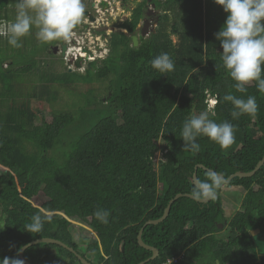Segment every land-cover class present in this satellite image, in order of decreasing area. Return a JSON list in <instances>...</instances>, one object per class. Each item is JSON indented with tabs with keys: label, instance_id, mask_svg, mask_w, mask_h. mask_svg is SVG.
I'll return each mask as SVG.
<instances>
[{
	"label": "trees",
	"instance_id": "16d2710c",
	"mask_svg": "<svg viewBox=\"0 0 264 264\" xmlns=\"http://www.w3.org/2000/svg\"><path fill=\"white\" fill-rule=\"evenodd\" d=\"M153 2L159 12L154 31L133 45L131 35L143 17L140 4L119 26L126 31H112L106 55L89 61L84 73L55 71V62L46 63V48L63 41L41 50L25 36L29 48L21 50L0 36V259L17 256L34 239L52 237L93 264H137L152 254L137 241L140 228L159 218L175 194H191L195 165L228 177L251 171L264 156V93L255 82L246 86L245 98L256 96L259 107L238 120L230 115L231 103L223 101L229 92L241 94L232 87L215 37L227 15L222 6L214 0ZM8 3L0 0V27L14 19ZM161 53L174 61V70L164 75L150 64ZM34 73L38 81L30 79ZM60 89L77 90L83 103L75 111L42 113ZM207 94L217 100L211 108ZM32 101L39 107L33 109ZM206 109L217 123L236 126L235 143L221 149L202 136L199 152L184 150V120ZM196 173L203 180L210 172ZM228 186L243 194L229 219L220 195L207 203L182 196L163 221L147 225L142 240L158 256L146 264L171 257H180L172 264H264V246L256 242L264 240V164ZM40 207L50 211L51 220L39 234L27 232ZM97 209L110 213L107 224L95 217ZM227 220L226 237L217 236ZM74 225L87 236L75 239ZM255 229L256 237L250 233ZM24 258L31 264H81L54 243L32 245Z\"/></svg>",
	"mask_w": 264,
	"mask_h": 264
},
{
	"label": "clouds",
	"instance_id": "9594fccd",
	"mask_svg": "<svg viewBox=\"0 0 264 264\" xmlns=\"http://www.w3.org/2000/svg\"><path fill=\"white\" fill-rule=\"evenodd\" d=\"M222 6L227 14L221 29L215 33L222 48L221 60L228 76L234 83L232 87L236 95L229 92L223 96V101L230 102L233 120L241 116H254L258 111L256 96L245 95L247 85L255 82L259 93H264V0H214ZM15 17L6 23L0 36L7 38V43L13 48L22 47L21 39L35 29V36L42 44L71 41L73 30L81 22L85 13L82 0H16ZM151 67L162 75L174 70V61L168 53H161L150 61ZM216 97L207 94L206 103L209 108L216 104ZM215 113L204 110L192 114L185 119L180 131L183 149L199 152V137H207L221 149H228L235 143L236 126L230 121L217 123L210 116ZM226 178L209 173L203 180H197L191 194L196 201L217 199L218 190L225 184ZM95 217L103 224H107L110 213L105 209H97ZM51 220L48 209L40 207L31 216L25 230L39 234L45 221ZM17 256L3 257L0 264H25L24 259Z\"/></svg>",
	"mask_w": 264,
	"mask_h": 264
},
{
	"label": "rangeland",
	"instance_id": "374dc122",
	"mask_svg": "<svg viewBox=\"0 0 264 264\" xmlns=\"http://www.w3.org/2000/svg\"><path fill=\"white\" fill-rule=\"evenodd\" d=\"M82 2L85 4V9H88L92 15L93 9H91L90 6L93 3L92 5L96 6L99 14L96 15L97 18L94 21H90L88 17H84L83 15L81 22L73 30L71 41L67 43L63 42L67 45V51L64 55H61L59 53V48L63 43L57 42L56 44H54L58 47V50H56V52L51 51V47H49V49L46 48L44 53L45 60H47L46 63L50 64L51 62H55V71H61L62 68L67 67L71 71L84 73L89 61H93L95 58V60L99 61L101 58H103L108 51L107 37L108 34H110L109 32L118 31L119 23L130 17L131 8L135 7V0L132 3L128 0H122V3L119 0H82ZM100 2H110L108 9H100L98 7V3ZM15 3L16 0H10V3H8V14L12 16V18L15 17ZM7 22L9 21L3 20L0 31L5 29ZM121 30L124 31V29ZM143 34H146V32H144ZM27 36V39L31 40L32 46L33 43H35V45H37V47L42 50L44 44L40 43L37 40L35 36V29H33ZM1 39L2 41H4L6 37L2 36ZM172 39L175 40V37L172 36ZM21 44V50L29 48L24 43L23 38L21 39ZM78 58H81V61L80 65L76 66L74 61ZM6 65L7 63L4 64V67ZM30 79L36 80L37 73L32 74L30 76ZM28 83L30 84L29 81L27 82V84ZM99 89L101 90V88ZM74 90L60 89L58 98L54 100V102L48 104L46 103V105L42 107L41 112L46 114L51 110L57 109L71 111L77 110L78 105H81L84 100L82 99V96H80L79 92L77 90ZM31 106L33 109L39 107L36 101H32ZM218 195H220L224 216L229 219L242 204L243 194L241 192V188L237 186H228V184H225L220 190H218ZM218 228L219 230L216 232L217 236L225 238L228 233V228H226L225 224H219ZM71 230L75 239L78 236L83 237L84 234L85 236H87L86 232H82L81 228L76 225L72 226ZM259 232H255L254 237H256ZM256 242L259 246H264L263 239L256 238Z\"/></svg>",
	"mask_w": 264,
	"mask_h": 264
},
{
	"label": "water",
	"instance_id": "95a60500",
	"mask_svg": "<svg viewBox=\"0 0 264 264\" xmlns=\"http://www.w3.org/2000/svg\"><path fill=\"white\" fill-rule=\"evenodd\" d=\"M142 34H143V32H142ZM131 39H132V43H133V45L136 46V45L138 44V36H137V34L132 35V36H131ZM53 48H54V49H53L54 51L57 50V46H56V47H53ZM65 50H66V44H62V45H61V48H60V53H61L62 55H64V54H65ZM80 61H81V58L76 59V60L74 61L75 65H76V66H79V65H80ZM263 164H264V156H263V157L257 162V164L255 165V167H254L251 171H249V172H244V171H241V170H240V171H236V172L232 173V174L229 175L228 177H224L223 174L218 173V172H215V171H213L212 169H209V168H207L206 166H204L203 164H200V163H199V164L195 165V167H194V172H193V175H192V182H193V184H194V183L198 180V178H197V173H196L198 168H202V169H204V170H206V171H208V172H210V173H216L217 175L226 178V180H227L226 184H228L229 181H230L232 178H234V177H240V178H241V177L252 176V175H253V174H254V173L260 168V166H262ZM182 196H185V197H188V198L193 199L192 194H190V193H177V194H175V195H174V196L168 201V203H167V205H166V207H165V209H164V211H163V214H162L159 218H157V219H149V220L145 221V223H144V224L142 225V227L140 228V230H139V232H138V235H137V241H138L139 245H141L142 247H144V248L147 249V250H150V251L152 252V254H151L150 257H148V258H146V259L140 261V262L137 263V264H146L148 261L153 260V259H155V258L158 256V250H157L155 247L150 246V245H147V244H145V243L143 242V240H142V232H143L144 228H145L147 225H149V224H157V223L163 221V220L167 217V215L169 214V210H170L171 205H172V204H173V203H174L179 197H182ZM193 200H194V199H193ZM195 201H196V200H195ZM209 201H210V200H209ZM209 201H196V202H199V203H207V202H209ZM255 232H259V229H256L255 231L252 230L250 233H251V235H255ZM40 242H43V243H54V244H58V245H60V246H62V247H64V248L68 249L69 251H71V252L77 257V259L80 261L81 264H93L92 262H90V261H88L87 259H85L81 254H79L74 248L68 246L66 243L62 242L61 240H58V239H56V238H52V237H41V238H37V239H34V240H32V241H30V242H28V243L22 245V246L20 247V249H23V251L20 252V254H19V258H20V259H24L26 264H31L29 261H27V260L24 258V251H25L28 247H30V246H32V245H35V244H37V243H40Z\"/></svg>",
	"mask_w": 264,
	"mask_h": 264
},
{
	"label": "flooded vegetation",
	"instance_id": "af4514ba",
	"mask_svg": "<svg viewBox=\"0 0 264 264\" xmlns=\"http://www.w3.org/2000/svg\"><path fill=\"white\" fill-rule=\"evenodd\" d=\"M119 1H121V3H122V0H119ZM124 1V0H123ZM125 1H127V0H125ZM128 1H130L131 3L132 2H134V0H128ZM154 0H135V7H137V6H139L140 4L142 5V9H143V11H142V13H143V17L141 18V20H140V22H139V24L137 25V32L135 33V34H137V36H138V41H139V37H146V36H148L151 32H153L154 31V29H155V27L157 26V23H158V16H159V12H158V9L156 8V6H155V3L153 2ZM105 2V1H104ZM109 3L110 2H106V3H98L99 5H98V7L100 8V9H104V10H107L108 9V7H109ZM93 4V3H92ZM91 4V6H90V8L91 9H93V15L90 13V11L88 10V9H85V13H84V17H88L89 19H90V21H94L97 17H96V15H98L99 14V11L96 9V6H93ZM135 7H133V8H131V13H132V11H133V9L135 8ZM129 18V17H128ZM127 18V19H128ZM126 20V19H125ZM124 20V21H125ZM124 21H121L120 23H119V26L124 22ZM85 24V23H84ZM77 27V26H76ZM121 29H123V28H120L119 27V30H121ZM121 31H123V30H121ZM124 31H126L125 29H124ZM112 32V31H111ZM111 32H109V33H111ZM142 32L144 33V32H146V34H142ZM135 34H133V35H135ZM146 35V36H145ZM105 36V35H104ZM108 36H109V34H108ZM132 36V35H131ZM108 39V38H107ZM63 44H65V43H63ZM62 45V44H61ZM57 45H51V50L53 51V52H56V51H54L53 49V47H56ZM60 48H61V46H60ZM60 48H59V50H60ZM57 50H58V47H57ZM66 51H67V45H66V50H65V53H66ZM60 53V52H59ZM61 54V53H60ZM62 55V54H61ZM238 210V209H237ZM236 210V211H237ZM235 211V212H236ZM225 224V226H226V228H228V226H227V224H228V220L227 221H224L223 222V225ZM227 230H229V229H227Z\"/></svg>",
	"mask_w": 264,
	"mask_h": 264
},
{
	"label": "built area",
	"instance_id": "2783aa9c",
	"mask_svg": "<svg viewBox=\"0 0 264 264\" xmlns=\"http://www.w3.org/2000/svg\"><path fill=\"white\" fill-rule=\"evenodd\" d=\"M180 257H171L167 258L162 264H172L173 262L177 261Z\"/></svg>",
	"mask_w": 264,
	"mask_h": 264
},
{
	"label": "bare ground",
	"instance_id": "6f19581e",
	"mask_svg": "<svg viewBox=\"0 0 264 264\" xmlns=\"http://www.w3.org/2000/svg\"><path fill=\"white\" fill-rule=\"evenodd\" d=\"M80 56V55H79Z\"/></svg>",
	"mask_w": 264,
	"mask_h": 264
}]
</instances>
